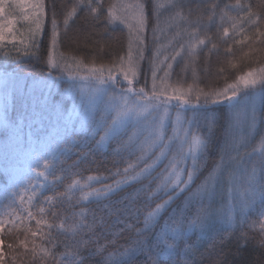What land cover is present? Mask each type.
Instances as JSON below:
<instances>
[{
	"label": "snow or ice",
	"instance_id": "1",
	"mask_svg": "<svg viewBox=\"0 0 264 264\" xmlns=\"http://www.w3.org/2000/svg\"><path fill=\"white\" fill-rule=\"evenodd\" d=\"M183 2L184 0H169L165 6L159 0H112L105 7L101 0H75L71 9L64 14L62 30L61 22L57 18L55 0H51L50 4H46L45 0H0V53L4 57L11 58L15 53V59L19 61L21 55L34 56L48 69L44 79L51 78L55 84L63 81L67 75L68 88L74 92L77 79L89 84L88 89H79V97L83 105L85 95L88 96L90 122L87 126L82 123L80 132L73 129L71 137L66 133L63 147L58 148L55 153L35 152L31 162L27 164L24 179L14 181V191L6 196L7 211L0 217V234L4 233L6 225L8 233L11 234L13 229L20 226L17 221L26 225L34 220L36 231H32L30 227L24 228L26 237H32L31 254L34 259L39 257L44 260L50 255V250L44 248L43 243L37 244L36 238L47 240L51 232H44L43 229L58 227L72 232L74 239L78 233L88 237L86 240H76L74 250L62 254L67 259L60 264H84L87 257L80 255L83 250L87 251L88 257L99 255L100 264H181L177 250L185 257H191L197 251L191 242V234L198 233V238L209 236L210 230L217 223L228 222L229 235L225 238H231L237 228L241 229L237 244L238 247L246 246L239 242L251 239L243 229L246 226L254 227L249 224L252 215L261 217L259 244L264 246V136L258 146L251 151L247 150L251 139L259 130V124L264 123V115H261L264 113V66L248 70L237 76L234 82L226 83L223 88H209L206 91L192 84L187 88L180 83L173 84V65L185 57L194 64L199 52L212 41L211 36L201 37L200 18L192 21L182 14ZM165 7L175 10L169 19L178 17L186 26L174 34L173 42L169 45L172 53L161 59V46L157 41L161 32L162 9ZM210 7L208 20L212 21L218 5L212 4ZM231 7L238 10V17L228 16L222 10L221 22L225 18L234 21L231 25L233 31L241 22L250 24L255 28L253 39L264 43V31L259 27L264 21V0L260 5L261 12H253L250 5H242L240 0ZM78 8L86 10V18L90 17L92 21L87 26V40L83 44L80 43L79 32L71 38L68 37L69 21L78 14ZM153 21L150 41L147 34L150 22ZM21 22L25 25L23 32L17 28V24ZM117 22L123 26L122 31L126 29V35L120 39L108 32V28ZM100 24L104 25L103 29L98 27ZM203 27L206 29L207 25ZM220 27L222 23L218 26V32ZM243 32L244 28L241 26L240 33ZM17 33L21 38H18ZM102 35L117 41L119 47L115 52L107 42L91 39L93 36ZM185 35L187 40L183 39ZM228 36L229 28L223 27L221 39ZM66 39L76 46V50L84 48L88 51L79 58L65 54L60 48ZM244 39L249 40V37L245 36ZM45 41L48 45L47 53L41 56V46ZM216 49L217 45L213 43L209 52ZM105 55L109 57L108 61L97 64V59L103 61ZM85 60L90 62L86 63ZM187 67L188 64L185 63V70ZM161 72L162 76L159 75ZM193 72L195 73V69ZM141 77L144 82L137 87ZM0 84V102L3 103L5 112V116L0 118V127L3 128L5 140L14 137L19 141L22 139L19 123L9 122L7 118L8 100L14 95L13 75L7 71L0 74ZM172 108L177 110L173 123L184 135L180 138V159L169 161L165 168L167 175L159 185L166 199H162L145 214L142 221L137 220L140 227L125 223L119 219L120 216L130 218L140 215L134 207V201L139 198L140 192L146 193L149 201L155 195L151 190L152 172L166 156V150L178 138L171 136L165 141L162 134L165 118L171 119ZM225 108L228 110L227 115L223 112ZM188 111L192 113L191 116L182 115ZM57 116L59 117L58 112ZM245 125L247 131L244 130ZM201 129L206 131L201 132ZM101 130L103 135L96 141L94 148L87 153L73 151L77 146L87 147L89 138L95 140V135ZM217 131L221 141L218 159L208 175L197 184ZM76 136L80 139H74ZM185 143L188 144L186 152L183 151ZM105 144H115L111 153L115 158L114 163L124 161L127 166L123 169L116 168L115 172L106 169L109 176L88 175L81 178L78 171L80 165L88 161L93 151ZM156 148H160V154L152 160L150 153ZM137 152L140 155H136ZM72 155H76L77 159L65 168L64 165ZM133 156L135 161L127 162V158ZM181 164L183 167L179 168ZM57 168L62 173L60 176L56 175ZM64 172H72L71 183L65 185V192H56L53 196L46 197L45 203H62L78 186L81 190L80 200L96 198V202L101 205L91 211L90 221L88 210H81L79 219L67 228L65 222L59 225L50 223L44 207H39L35 214L30 210L35 207L33 201L37 196V189L44 187V181H48L54 188L58 181L64 179ZM30 173L43 179L34 180ZM111 176L118 178L111 183H102ZM144 180L148 183L141 184L135 196L129 194L119 201L122 207L114 209L111 203H102L103 200H110L124 187ZM92 182L99 184V187H93ZM177 200L179 203L173 208L172 205ZM26 202L29 208L23 207ZM113 215L117 216L114 224H124L123 229L114 232L108 226L107 220ZM234 215L239 216L238 224L233 222ZM56 216L57 213L53 211V219ZM67 219L65 217L64 221ZM124 231L131 232L132 236L126 244L120 245L114 251L109 252L108 248H115V239L105 244L99 243L102 237H116ZM3 245L4 241L0 239V264H6ZM19 245L25 252L29 250L26 240L19 241ZM7 247L14 251L13 244L9 243ZM217 255L218 258L213 264H224L225 254L220 252ZM11 260L12 264H16L17 256L12 254ZM183 264H189L188 259Z\"/></svg>",
	"mask_w": 264,
	"mask_h": 264
},
{
	"label": "trees",
	"instance_id": "2",
	"mask_svg": "<svg viewBox=\"0 0 264 264\" xmlns=\"http://www.w3.org/2000/svg\"><path fill=\"white\" fill-rule=\"evenodd\" d=\"M163 0H159L161 3ZM57 5L58 20L61 22V29L63 30V19L66 11L70 10L75 0H55ZM105 7L112 2V0H101ZM46 4H50L51 0H45ZM169 0L163 5L167 6ZM237 0H184L182 14L189 20L195 21L197 18L201 19V37L205 35L211 36L212 41L208 44V47L203 48L199 52L197 61L193 64L187 57L184 60H180L179 63L173 65V72L171 76V82L173 84L180 83L183 87L187 88L189 84L196 87L208 90L209 88H223L226 83H232L235 81L236 77L244 74L252 68H259L264 66V43L255 41L253 39V33L255 28L250 24L240 23L235 31H233L231 25L234 21H229L227 18L221 22L220 17L222 10L227 12L228 16L238 17L239 12L235 7ZM242 5H250L253 12H261L262 0H240ZM216 4L218 7L215 9V15L212 21L208 20V16L211 13V5ZM229 7H225V6ZM65 6V7H61ZM78 14L69 21L70 28L68 30V37L71 38L80 33V43L86 42V32L87 26L92 23L91 18H86V10L77 9ZM175 12L174 9L165 7L162 9L161 14V32L158 34L159 38L157 43L161 46V56L169 55L172 53V48L169 46L173 42L174 34L184 28L186 25L183 20L179 19H169V17ZM107 13L105 12V16ZM264 15V13H262ZM256 17H253L255 19ZM151 23L148 31V38L151 41ZM222 23V27L218 32V26ZM179 28H176V26ZM207 25L206 29L203 27ZM244 28V32L240 33V27ZM50 28V24L48 25ZM103 29L104 25L100 24L98 26ZM229 28V36L221 39L222 28ZM261 31H264V21L259 25ZM123 26L119 25V22L113 24L108 28V32L111 33L113 37L118 39L126 35V29L122 31ZM248 36L249 40H245L244 37ZM91 39H100L101 42H107L112 45V51L115 52L119 44L116 40L109 39L107 35L93 36ZM184 40H187L185 35ZM240 41V43H236ZM183 42V41H182ZM217 45V49L209 52V48L212 44ZM178 47V45H177ZM47 42L41 46L40 55L44 56L47 53ZM229 48L231 49L229 51ZM166 49V51H165ZM60 51L64 52L69 56L82 57L88 51L87 49L81 48L76 50V46L70 43V40L66 39L62 44ZM109 57L104 56L103 61L97 59V64L100 62H107ZM89 63L90 60H85ZM185 63L188 64L187 70H185ZM195 69V73L193 72ZM7 71L13 75L14 78V95L9 97L8 100V111L7 118L9 122H18L21 128L22 139L17 141L14 137L5 140L3 135V128L0 127V214L7 211L6 205L8 200L6 196H9L13 191V182L21 181L24 179V173L27 171V166L23 157L31 158L37 151L44 153H55L58 148L63 147L64 136L67 133L70 137L72 136L73 129L76 132L81 131V124H87L88 119L83 120L80 114L73 115L72 111L76 109L78 98L77 94L68 93V83L63 79V81H58L57 85L51 84V86L46 89L47 79L43 77L47 75L48 69L42 61H37L36 58L21 55L19 61L15 59V53L13 57L6 58L0 53V74ZM163 75V72L159 73ZM144 80L141 77L140 84H143ZM150 82V81H149ZM259 87V85H257ZM47 91V92H46ZM250 91V90H249ZM175 103V102H173ZM259 104V103H258ZM172 108V111H175ZM94 111V109H93ZM227 109H223L225 115H227ZM59 113V117L57 116ZM2 114L5 116L4 105L2 106ZM185 116H191L190 111L182 113ZM219 115V113H218ZM264 115V113H261ZM172 121H169L167 126L162 129V134L165 141L169 139L172 134ZM258 131L255 137L251 139L248 145V151H251L254 147L258 146L262 136H264V123H260L258 126ZM244 130L247 131L246 125ZM195 132L196 129H193ZM201 132L206 131V129H201ZM103 135L101 130L99 134L95 135V140L89 138L87 141V147H79L73 149L74 152H85L87 153L89 149L96 146V141L100 139ZM184 135L183 131L180 130L177 139L171 144L170 149L166 151V156L161 160L159 165L152 172V185L151 190L155 193L153 198L149 201L147 194L144 192L139 193V198L135 199L134 207L138 209L140 215L126 217L120 216L119 219L124 220L125 223L135 224L137 227L141 225L137 223V220L142 221L145 214L151 211L157 203H160L162 199H166L163 192L159 189V185L163 180L164 176L167 175L165 168L169 165V161L180 159L181 153V142L180 138ZM74 139L79 140L80 137L76 136ZM220 133L216 132L213 137L210 150L207 155L206 166L200 174V179L196 181L199 184L205 176L212 170L215 161L218 159V148L220 144ZM115 144H105L100 146L98 150L93 151L92 155L89 157L88 161L80 165L79 174L80 177H86L88 175H102L109 176V172L106 169H110L115 172L116 168L123 169L126 167V163L121 161L119 164L114 163V157L111 155L112 149ZM188 149V144H183V151L186 152ZM12 151L19 152V154H12ZM160 154V148H156L152 153H150L152 160ZM136 155H140L139 152ZM30 159V160H31ZM76 155H72L70 159L67 160V164L70 165L74 160H76ZM135 156L127 158V162H134ZM151 162V160H149ZM143 167V165H141ZM183 165H179L182 168ZM179 168L177 170H179ZM75 172L76 170H72ZM62 173L59 168L56 170V175L60 176ZM34 180H41L42 177H37L35 173H30ZM64 179L58 181L56 186L53 188L48 181H44V187L37 189V196L33 203L35 207L30 208L35 214L39 207H44L46 211V218L50 223L59 225L61 222H65L66 228L68 225L72 224L75 220L79 219V212L81 210H88L87 215L89 221L91 219V211L98 209L101 205L96 202V198H90L88 201L80 200L81 190L77 186L69 196H66L62 203L57 202L55 205L45 203V198L53 196L56 192H65V185L71 183L73 178L72 172H64ZM118 177L111 176L108 180L102 181V183H111L112 180ZM186 178V177H185ZM148 181L144 180L141 183L133 184L128 187H124L121 191L114 194L110 200H103V204H109L113 208L122 207L119 203L123 198L129 196H135L137 190L141 188V184H147ZM93 187H99V184L92 182ZM226 188L227 185L225 184ZM7 189V191H5ZM79 200V203H77ZM179 200L173 203L172 207L175 208ZM259 201H257V205ZM24 208H29L26 202L23 205ZM55 211L57 216L55 219L52 217V212ZM26 215V213H25ZM99 215V213H98ZM67 217V221L64 218ZM5 219H12L11 217H4ZM117 220V216L113 215L107 220L108 226L112 231H118L124 228V224H114ZM259 216L252 215L249 219V224H253L254 227H245L243 231L248 232L251 239L247 242L240 241V244H246L244 247H238L237 237L240 235L241 229L237 228L235 234L231 235V238H225L229 235L228 232V222L215 224L210 230L209 236L199 237L198 233L191 234V242L196 246V253L191 257H185L179 250V259L181 264L185 259H188L189 264H213V261L218 258V253L222 252L225 254L224 264H264V246L259 244V239L261 234L259 233ZM233 222L239 223V216L234 215ZM19 228L13 229L12 233H8V226H5L3 234H0V239L4 241L3 251L6 256V264H12L11 255L15 254L17 256L16 264H60L61 261L66 260L64 254L66 251L74 250L75 241L79 239H88L83 233H78L73 238V233L65 229H60L54 227L51 230L43 229L44 232H51V236L47 240H41L39 237L36 238V243H43L44 248L50 250V255L41 260L39 257L33 258L31 254L32 248V237L25 234L24 228L30 227L32 231H36L35 221L28 222L25 224H20ZM163 223V220H161ZM132 236L129 231H124L122 234L113 237L108 235L102 237L99 241L100 244H105L108 241L115 239V248L109 247L108 251H114L119 248L120 245L127 243L128 239ZM26 240L28 243V251L19 245V241ZM11 243L15 246L14 251L8 249L7 245ZM94 247V246H93ZM183 247V246H181ZM122 250V249H121ZM39 251V250H38ZM80 255L87 257L84 260V264H100L99 255L95 257H88L86 250L80 252ZM75 259V258H73Z\"/></svg>",
	"mask_w": 264,
	"mask_h": 264
},
{
	"label": "rangeland",
	"instance_id": "3",
	"mask_svg": "<svg viewBox=\"0 0 264 264\" xmlns=\"http://www.w3.org/2000/svg\"><path fill=\"white\" fill-rule=\"evenodd\" d=\"M166 1H168V0H163V1L161 2V4H164ZM17 28L20 30V32H23V31L25 30V25L23 24V22L18 23V24H17ZM176 28H179V26L177 25ZM17 36H18V38H21V37H19V33H17ZM9 39H11V38H9ZM21 51L23 52V48H21ZM164 56H165V55H164ZM164 56H163L161 59H163ZM64 80H65L67 83L69 82V78H68L67 75H65ZM51 84H52V80H51V78H48V79H47V84H46V89H47V90H48V88L51 86ZM55 85H57V84H55ZM0 86H2V84H0ZM81 87H83V88H85V89H88V88H89V84H88V82H86V81H80L79 79H77L76 91L74 92L73 90H71V89L68 88V93H69V94H73V95H75V94L78 95V96H77V98H78V103H77V107H76V109H74V110L72 111L73 115L80 114L83 120H85V119L87 120V119H88V116H89V110H88V105H87L88 96L85 95V97H84V101H85V102H84V104L82 105L81 102H80V97H79V89H80ZM257 88H258V87H257ZM46 92H47V91H46ZM258 103H259V101H258ZM2 106H3V103L0 102V118H3V114H2ZM93 109H94V108H93ZM93 109H92V110H93ZM176 111H177V110H175V111H172V109L170 110V113H171V119L169 120V118H167V117L165 118V126H167V124H168L169 121H172V123L175 121ZM165 126H164V127H165ZM246 128H247V127H246ZM179 131H180L179 127L176 126V125L173 123L172 134H171V136H177L178 133H179ZM171 136H170V137H171ZM180 142H181V140H180ZM166 151H167V150H166ZM12 154H19V152H14V151H12ZM23 159H24V161H27V163H25L26 166H27V164H28L29 162H31V160H30L31 158L23 157ZM0 217H2L1 214H0ZM259 218L261 219V217H259Z\"/></svg>",
	"mask_w": 264,
	"mask_h": 264
}]
</instances>
